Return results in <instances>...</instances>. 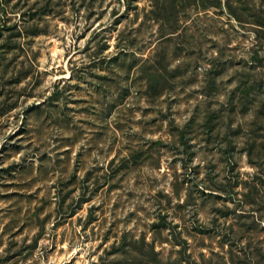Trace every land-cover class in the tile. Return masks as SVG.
I'll use <instances>...</instances> for the list:
<instances>
[{"label": "rangeland", "instance_id": "1", "mask_svg": "<svg viewBox=\"0 0 264 264\" xmlns=\"http://www.w3.org/2000/svg\"><path fill=\"white\" fill-rule=\"evenodd\" d=\"M0 264H264V0H0Z\"/></svg>", "mask_w": 264, "mask_h": 264}]
</instances>
